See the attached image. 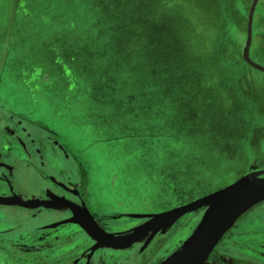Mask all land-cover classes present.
Here are the masks:
<instances>
[{
	"label": "rangeland",
	"instance_id": "obj_1",
	"mask_svg": "<svg viewBox=\"0 0 264 264\" xmlns=\"http://www.w3.org/2000/svg\"><path fill=\"white\" fill-rule=\"evenodd\" d=\"M251 3L0 0V115L68 138L127 193L124 212L207 194L264 167V72L242 56ZM251 57L264 65V0ZM244 216L239 230L263 226L264 201Z\"/></svg>",
	"mask_w": 264,
	"mask_h": 264
},
{
	"label": "flooded vegetation",
	"instance_id": "obj_2",
	"mask_svg": "<svg viewBox=\"0 0 264 264\" xmlns=\"http://www.w3.org/2000/svg\"><path fill=\"white\" fill-rule=\"evenodd\" d=\"M89 184L79 163L54 134L22 113L0 115V196L17 194L23 199H54L72 205L0 204V264H158L181 247L206 209L183 215L167 232L158 231L147 244L150 232L126 247L100 246L92 252L97 239L80 223L61 221L86 219L88 209L96 228L120 234L130 232L148 218L131 217L130 213L138 212H124L127 205L121 202L95 206ZM201 196H190L182 204ZM198 213V222L184 226ZM238 221L205 264H264V225L239 230Z\"/></svg>",
	"mask_w": 264,
	"mask_h": 264
},
{
	"label": "water",
	"instance_id": "obj_3",
	"mask_svg": "<svg viewBox=\"0 0 264 264\" xmlns=\"http://www.w3.org/2000/svg\"><path fill=\"white\" fill-rule=\"evenodd\" d=\"M259 0H252L247 21V37L243 48V59L252 67L264 72V65L251 57L253 42V23ZM264 201V167H252L251 170L230 184L212 191L193 201L156 213H130L131 217L148 219L132 228L128 233H108L96 228L91 213L87 209L86 219L68 218L61 222H78L95 239L92 252L100 246L123 248L140 240L146 234V244L160 230L167 232L183 215L205 207V212L192 234L181 247L158 264H205L211 252L224 235L235 226L237 221L254 206ZM0 204H19L23 206H69L67 202L40 200L39 198L23 199L19 195L0 196ZM58 224L55 223L53 226Z\"/></svg>",
	"mask_w": 264,
	"mask_h": 264
},
{
	"label": "crops",
	"instance_id": "obj_4",
	"mask_svg": "<svg viewBox=\"0 0 264 264\" xmlns=\"http://www.w3.org/2000/svg\"><path fill=\"white\" fill-rule=\"evenodd\" d=\"M26 115V114H24ZM29 117V116H28ZM40 127L44 128L43 124L39 123V121H36L34 120ZM42 122V121H41ZM50 130V133L54 134L58 139H60V141L67 147V149L69 150L70 154H71V157L77 161L81 167V173H82V176L84 177V179L88 180L89 181V191L92 192V204H94L95 206L96 205H103V204H113V203H117L119 200H120V197L122 195H126L127 193H125L123 191V189H118L120 188V186L118 188H116V185L111 188V187H106L105 184H104V179L101 177V175L99 174H95L93 175L92 173H90L91 169H90V166H88L87 164L89 163V161L87 162V156H85L84 154H81L80 153V150L77 149L73 142H71L68 138H65L61 135L58 134V132H56L55 130L53 129H49ZM92 154H97V155H100L101 153L100 152H91L88 154V158L91 160L92 158L94 157H91ZM246 173V172H245ZM243 175V174H242ZM240 175V176H242ZM240 176H238L237 178H239ZM236 178V179H237ZM234 179V180H236ZM202 180V179H201ZM233 180V181H234ZM233 181H228L226 182L225 184H223L224 186L230 184L231 182ZM92 182L94 183L93 186H91ZM118 182H120L118 180ZM122 185V184H121ZM222 186V185H220ZM220 186H217V187H220ZM223 186V187H224ZM126 192H128L127 189H124ZM130 196V195H129ZM128 210H131V208Z\"/></svg>",
	"mask_w": 264,
	"mask_h": 264
},
{
	"label": "trees",
	"instance_id": "obj_5",
	"mask_svg": "<svg viewBox=\"0 0 264 264\" xmlns=\"http://www.w3.org/2000/svg\"><path fill=\"white\" fill-rule=\"evenodd\" d=\"M153 82V81H152ZM159 84V83H158ZM183 85H189V84H185V83H182ZM168 85V84H167ZM176 85H178V84H176ZM190 93V92H189ZM196 94V93H195ZM193 94H187V96L189 97V98H192L191 96H192ZM185 96V95H184Z\"/></svg>",
	"mask_w": 264,
	"mask_h": 264
}]
</instances>
